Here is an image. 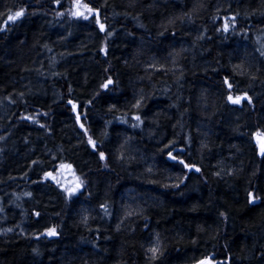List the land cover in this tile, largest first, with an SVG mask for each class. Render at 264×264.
<instances>
[{
    "label": "trees",
    "instance_id": "trees-1",
    "mask_svg": "<svg viewBox=\"0 0 264 264\" xmlns=\"http://www.w3.org/2000/svg\"><path fill=\"white\" fill-rule=\"evenodd\" d=\"M80 2L0 0V264H264V0Z\"/></svg>",
    "mask_w": 264,
    "mask_h": 264
},
{
    "label": "snow or ice",
    "instance_id": "snow-or-ice-1",
    "mask_svg": "<svg viewBox=\"0 0 264 264\" xmlns=\"http://www.w3.org/2000/svg\"><path fill=\"white\" fill-rule=\"evenodd\" d=\"M55 2L57 4H59L60 0H55ZM75 6H76V11H74V12L71 13L73 16H77V17L83 16L84 19H88V16H85L84 15V12L80 11V8L83 7L84 9L87 10V12H89V13H95L96 14V23L99 24V27H100V30L101 31H104L105 30V25L103 23H100V20H99V12H98L97 9H93V8H91L87 4H81L80 0H75ZM24 13H25V9L21 8L20 10L15 11L14 13L8 14L7 15V19L5 21V26H7V23L8 22H10V21L11 22H14L17 19H19L20 17L24 16ZM232 21H233V23L235 22V17H232ZM229 27H230V25L228 23V20H227V18H225V21L223 23V30L224 31H228L229 30ZM102 50L106 52V49H102ZM112 83H113V81L111 79H108L107 82L104 83L101 87H103L104 89H107L108 86L110 84H112ZM225 84H227V87L229 89L232 88V84L228 83L227 79H225ZM227 100L230 101L232 104H237V105L241 104V102L242 101H245V100L249 104L251 103V97L248 96L247 93H245L243 95H237L235 97H233L232 95H228L227 96ZM68 103L72 106L73 111H76V109L78 108V105L75 104L72 100H69ZM89 103H91V102L89 101ZM137 107H139V104H137ZM86 114L87 113L85 112V115ZM25 119L32 120V117H26ZM75 119L77 121H80L81 114H80L79 111H76ZM135 120L140 121L141 118L139 116H136L135 117ZM141 123H142V121H141ZM133 126H135V125H133ZM41 127H43V125H41ZM80 127L82 129H84L85 132H87V129L85 128V126H84L83 123H80ZM255 135L258 138L259 142H260L261 155H264V134H262L260 132H257ZM88 143L93 147V149H95L96 146H97L96 145V141H94L91 137H88ZM166 147H170V146L169 145H166ZM99 155H100V158L101 159H105V155H104V152L103 151H101L99 153ZM167 155H168V157L172 161L180 164L183 168L187 169L188 171H192V170H195L196 172H199L200 171V169L198 167H196L194 164L186 163L183 159H180L178 154L177 155H173V153H172L171 150H169L167 152ZM60 167L61 168H70L71 165L61 164ZM45 177L46 178L51 177L53 180H56V177L53 175L52 172L45 173ZM81 187H82V185L80 183H77L75 185V187L69 188V189H65V191L67 192L68 196L71 197ZM175 187H179V185H175ZM29 195H31V194L29 193ZM248 197H249V203H254L256 201V199H257V197L255 196V194L252 193V192H249L248 193ZM36 215L39 216L40 214L39 213H36ZM46 235L47 236H50V237L51 236H56V235H58V232H57L56 228L53 226V227L47 229ZM149 251L152 252L155 255L156 253L159 252V247H152V248L149 249ZM198 264H223V262L214 261L213 258L211 256H209V257H205L204 259L200 260L198 262ZM229 264H230V259H229Z\"/></svg>",
    "mask_w": 264,
    "mask_h": 264
},
{
    "label": "water",
    "instance_id": "water-1",
    "mask_svg": "<svg viewBox=\"0 0 264 264\" xmlns=\"http://www.w3.org/2000/svg\"><path fill=\"white\" fill-rule=\"evenodd\" d=\"M260 151H261V147H260ZM201 260H202V259H201ZM199 261H200V260H199ZM199 261H197V262H195V263H192V264H198Z\"/></svg>",
    "mask_w": 264,
    "mask_h": 264
},
{
    "label": "rangeland",
    "instance_id": "rangeland-1",
    "mask_svg": "<svg viewBox=\"0 0 264 264\" xmlns=\"http://www.w3.org/2000/svg\"><path fill=\"white\" fill-rule=\"evenodd\" d=\"M80 11L84 12V15H86V14H85V11H83V9H82V8H80ZM259 143H260V142H259Z\"/></svg>",
    "mask_w": 264,
    "mask_h": 264
}]
</instances>
